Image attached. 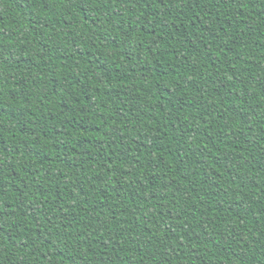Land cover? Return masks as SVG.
I'll use <instances>...</instances> for the list:
<instances>
[{
  "label": "trees",
  "instance_id": "trees-1",
  "mask_svg": "<svg viewBox=\"0 0 264 264\" xmlns=\"http://www.w3.org/2000/svg\"><path fill=\"white\" fill-rule=\"evenodd\" d=\"M0 264H264V0H0Z\"/></svg>",
  "mask_w": 264,
  "mask_h": 264
}]
</instances>
